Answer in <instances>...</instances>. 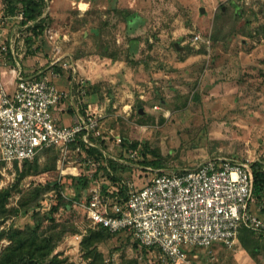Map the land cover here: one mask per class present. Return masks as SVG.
<instances>
[{
	"label": "rangeland",
	"instance_id": "374dc122",
	"mask_svg": "<svg viewBox=\"0 0 264 264\" xmlns=\"http://www.w3.org/2000/svg\"><path fill=\"white\" fill-rule=\"evenodd\" d=\"M18 12L7 18L0 0L7 33L0 35V81L14 79L18 56L1 49L13 40L26 75L62 74L70 82L73 65L92 102L83 109L105 114L100 148L72 146L70 162L62 164L57 150L29 163L0 159V193H8L0 256L13 243L11 231L33 226L38 212L44 236L62 234L52 255L90 264L82 241L100 229L82 206L90 193L73 200L67 186L55 185L62 175L87 179L88 189L106 186L115 199L117 189L125 194L147 183L153 172L146 167L179 172L217 157L264 161V0H46L38 34ZM197 33L210 45L195 41ZM109 160L126 166L120 177L107 169ZM20 171L26 174L18 180ZM37 189L36 205L22 208ZM251 207L264 222V192ZM246 240L251 250L238 236L229 246L195 250L189 264H264V232ZM97 244V264H168L128 232Z\"/></svg>",
	"mask_w": 264,
	"mask_h": 264
},
{
	"label": "built area",
	"instance_id": "2783aa9c",
	"mask_svg": "<svg viewBox=\"0 0 264 264\" xmlns=\"http://www.w3.org/2000/svg\"><path fill=\"white\" fill-rule=\"evenodd\" d=\"M17 17L24 20L22 12ZM194 39L199 41L201 35ZM8 48L19 59L14 91L0 93V159L9 165L33 161L44 150L56 148L64 164L70 162L72 146L100 148L104 108L77 106V120L70 125L60 124L54 115L61 102L87 97L85 80L75 77L77 68L71 66L70 87L62 89L49 76L26 75L13 40L1 46ZM131 153L136 159L138 153ZM257 162L264 167L263 160L229 157L211 158L179 172L146 167L153 175L141 188H129L125 194L117 189L111 199L100 185L94 186L82 206L92 227L131 233L142 245L158 248L165 263L189 264L190 249L229 246L243 227L264 232V222L251 207Z\"/></svg>",
	"mask_w": 264,
	"mask_h": 264
},
{
	"label": "trees",
	"instance_id": "16d2710c",
	"mask_svg": "<svg viewBox=\"0 0 264 264\" xmlns=\"http://www.w3.org/2000/svg\"><path fill=\"white\" fill-rule=\"evenodd\" d=\"M15 2V3H14ZM46 0H5V5L7 12L15 15L16 12L21 11L18 8L21 5L22 13L24 15V20L21 22L28 25L35 34H38L42 30L44 23V11H45ZM18 12V13H21ZM18 15V14H16ZM58 149L51 148L44 150L41 154H46L47 152H57ZM95 150V149H94ZM38 155V156H39ZM56 155V154H55ZM37 156V157H38ZM31 161H24L23 163H29ZM18 163V162H15ZM109 165L115 175L120 177L125 171L126 166L115 162L114 160L108 161ZM38 164V163H37ZM18 167V165H17ZM109 169V167H107ZM24 171H20L18 175V180H21L25 176ZM254 177H255V197L259 198L264 192V167L261 162L255 163L254 166ZM114 180L117 178L113 177ZM61 189L65 186H70L74 188L76 192L75 198L73 200L79 201L82 198V190H85L89 186V181L83 178H75L71 175L62 176L59 180L55 182ZM35 191V190H34ZM31 193V197L24 198L26 203L22 204L21 207L25 210L34 207L36 204V199L40 195V189ZM8 193H0V216L2 217L6 212L5 201ZM59 204L53 206V211L58 210ZM36 216V219H35ZM35 224L33 226H28L26 229L11 231L10 236L13 239L11 246L4 249L0 256V264H64V261L57 255H52L53 251L59 244V240L62 234H51V236H44V232L40 229L43 225L42 219L39 220L38 212L34 213ZM75 232V230L73 231ZM122 233V232H121ZM257 234L258 232L248 229L246 227L241 228L240 238L242 243L247 249L251 250V247L247 245V236H252V234ZM116 235L119 233H112L105 228H100L96 230H89L88 234L83 238L82 241V252L85 253L87 258H91L90 264H97L98 261L103 260L102 254L98 251L99 242H104L111 235ZM131 234V233H130ZM132 235V234H131ZM254 250H257L255 246Z\"/></svg>",
	"mask_w": 264,
	"mask_h": 264
},
{
	"label": "crops",
	"instance_id": "0c3cea01",
	"mask_svg": "<svg viewBox=\"0 0 264 264\" xmlns=\"http://www.w3.org/2000/svg\"><path fill=\"white\" fill-rule=\"evenodd\" d=\"M54 1H56V0H54ZM202 9H204V11H202ZM83 12H84V10H82ZM200 12L203 14V13H205V8H203V7H201L200 8ZM5 16H7V18L8 17H10V13H6V15ZM17 17V16H16ZM30 24V23H29ZM28 24V25H29ZM0 31H2L1 33H0V35L3 37V36H5V35H7V33L5 32V30L4 29H1ZM198 34V33H197ZM197 34H195V36L197 35ZM200 35V34H199ZM8 37V36H7ZM3 38H5V37H3ZM201 41H202V43L204 44V43H206L205 44V46L206 45H208V43H207V40H210V38L209 39H207V40H202V37H201V39H200ZM197 41V42H201V41ZM209 45H210V43H209ZM24 69V68H23ZM24 72H25V70H24ZM25 73H28V72H25ZM60 74V73H59ZM28 75V74H27ZM61 76L60 77H58L57 75H55V76H53V77H51L50 76V79L53 81V82H55L60 88H62V89H68L69 87H70V82L68 81V79H67V77H64V76H62V74H60ZM4 76V75H3ZM28 76H35V75H31V74H29ZM0 84H2V86L3 87H6L5 88V90H7L8 92H10V93H12L13 91H14V89H15V84H14V79L13 78H11V79H5V78H3L1 81H0ZM76 87V86H75ZM76 90H78V87H76L75 88ZM86 104V103H91L92 104V102H91V100L89 99V97L87 96V97H83L82 98V101H80L79 102V100H76V101H74V102H72V101H67V102H65V103H63V102H61L60 104H58V106L54 109V115H55V117L57 118V120H58V122L60 123V124H62V125H70V124H72L73 122H75L76 120H77V106H80V107H82V109H83V104ZM108 167L111 169V167H110V165H109V163H108ZM66 175H71V176H73L72 174H66ZM62 176H65V175H62ZM61 176V177H62ZM60 177V178H61ZM74 177H75V175H74ZM76 178V177H75ZM66 187V186H65ZM101 187H102V190H103V192H105L106 194H108V195H110L109 194V191H107V189H106V186H102L101 185ZM67 188L69 189V191H70V193L72 194V193H74V197H73V199L75 198V195H76V192L74 191V188L73 187H70V186H67ZM87 193L89 194L90 193V188L88 189H85V190H82V195L84 196V195H87ZM82 196V197H83ZM82 199V198H81ZM81 199L79 200V201H81ZM87 200V197L85 198V201ZM84 212H85V210H84ZM85 214H86V212H85ZM241 231V230H240ZM240 234V233H239ZM217 245H224V244H222V243H216L215 245H213L212 247H214V246H217ZM211 247V248H212ZM191 251H189L188 252V259H189V261H190V255L195 251V250H197V249H195V248H193V249H190Z\"/></svg>",
	"mask_w": 264,
	"mask_h": 264
},
{
	"label": "water",
	"instance_id": "95a60500",
	"mask_svg": "<svg viewBox=\"0 0 264 264\" xmlns=\"http://www.w3.org/2000/svg\"><path fill=\"white\" fill-rule=\"evenodd\" d=\"M202 11H204V9H202ZM140 112H143L142 110Z\"/></svg>",
	"mask_w": 264,
	"mask_h": 264
}]
</instances>
